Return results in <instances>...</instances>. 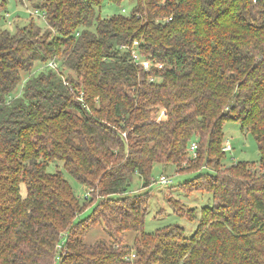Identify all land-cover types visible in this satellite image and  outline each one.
<instances>
[{
	"label": "trees",
	"instance_id": "obj_1",
	"mask_svg": "<svg viewBox=\"0 0 264 264\" xmlns=\"http://www.w3.org/2000/svg\"><path fill=\"white\" fill-rule=\"evenodd\" d=\"M105 1L122 10L101 15ZM124 1L25 0L44 25L11 30L0 0V264H264V0ZM133 40L163 66L135 64L120 46ZM228 119L254 137L256 167L222 164ZM196 160L212 173L182 185L212 204L190 211L193 233L145 230L134 175L150 188L155 164ZM91 220L106 238L85 241Z\"/></svg>",
	"mask_w": 264,
	"mask_h": 264
},
{
	"label": "rangeland",
	"instance_id": "obj_2",
	"mask_svg": "<svg viewBox=\"0 0 264 264\" xmlns=\"http://www.w3.org/2000/svg\"><path fill=\"white\" fill-rule=\"evenodd\" d=\"M7 1V12L8 15L5 16L4 25L11 30L14 29L15 23L24 24L29 18L37 21L41 26L44 25V19L41 17L42 10L38 9L37 13L32 14L30 12L29 6L25 0H6ZM133 5L132 0H125L123 6L129 11L130 7ZM120 6L111 4L105 1L101 7V15H109L113 11H118ZM32 16V17H31ZM7 19V20H6ZM40 62H35L31 74L36 71L41 65ZM27 76L28 73L23 74ZM22 77V79H23ZM22 81L16 87L18 90ZM160 106H157L155 110L149 113L152 119L159 121L165 118V111ZM223 133L224 141L228 139L231 143V149L225 151L224 159L222 160L223 165H231L238 161H246L249 168H254L256 165L251 163L258 162L259 159V149L257 143L250 132L241 129V124L239 121L228 119L223 123ZM197 162L189 161L188 165L182 163V171H176L174 168L160 171V166L155 164L152 169V183L150 188L141 186L140 179L137 175H134L130 188L132 191H140L142 194L145 192L144 199L147 198V211L145 215L144 228L145 230L151 231L156 228L162 227L167 224H178L184 228L187 235L193 233L196 228V221L190 219L193 208L195 212H200L202 205H211L212 197L207 191L194 189L188 190L187 185L183 187V183L186 182L185 179L192 178L197 171L210 172L212 170L207 166H199V161ZM61 162L56 164V167H61ZM200 168V169H199ZM198 169V170H197ZM197 170V171H195ZM74 192L80 198L88 195L85 193V186L78 181H76L68 173H64ZM160 174H165L171 177L172 183L169 185H160L156 180ZM89 187V186H88ZM91 189V187H89ZM92 190V189H91ZM95 198L93 197V200ZM85 214V213H84ZM82 214V215H84ZM96 221L91 220L88 223L81 224L79 226V231L83 230L85 241L92 242L98 238H106L107 234L103 230L101 225H95ZM95 225V226H94ZM90 226H93L92 228ZM90 227L88 231L85 229ZM84 228V229H83ZM133 233H129V237H132Z\"/></svg>",
	"mask_w": 264,
	"mask_h": 264
},
{
	"label": "built area",
	"instance_id": "obj_3",
	"mask_svg": "<svg viewBox=\"0 0 264 264\" xmlns=\"http://www.w3.org/2000/svg\"><path fill=\"white\" fill-rule=\"evenodd\" d=\"M30 12L32 14L37 13V9H30ZM41 17L43 18V12L40 14ZM138 44L137 40H133L131 44H121V48L124 50H127L130 52L131 57H132V61L135 64H138L140 66H142L143 69L145 70H149L151 67H156V68H161L163 66V63L161 61L158 60H152L148 57H144L143 55L140 54V52L138 51V48L136 47V45ZM55 64H53L54 66ZM150 79H154V77H150ZM164 111H162L163 113ZM196 144L195 142H193L190 146H189V151L191 152L192 156L196 155ZM231 143L227 140H225L222 148L223 150H229L231 149ZM156 182H158L160 185H169L172 183V179L170 176L165 175V174H160L158 179L156 180ZM57 248H60L61 244L58 243ZM134 254L131 253V257H133ZM59 256H57L56 258H58Z\"/></svg>",
	"mask_w": 264,
	"mask_h": 264
}]
</instances>
